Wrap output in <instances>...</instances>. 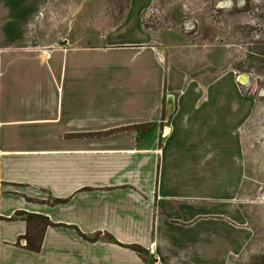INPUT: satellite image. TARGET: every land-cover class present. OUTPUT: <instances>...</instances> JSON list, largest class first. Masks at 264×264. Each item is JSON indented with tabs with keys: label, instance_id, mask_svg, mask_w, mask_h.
Wrapping results in <instances>:
<instances>
[{
	"label": "crops",
	"instance_id": "1",
	"mask_svg": "<svg viewBox=\"0 0 264 264\" xmlns=\"http://www.w3.org/2000/svg\"><path fill=\"white\" fill-rule=\"evenodd\" d=\"M119 1L127 25L92 37L88 0H0V264H231L244 242L234 239L249 221L244 187L264 167L251 103L235 81L205 86L166 66L140 27L151 0ZM59 6L78 15L62 32ZM90 69L100 85L134 73L143 108L75 117L66 85ZM148 123L167 126L113 131ZM28 215L51 224L40 252L27 249Z\"/></svg>",
	"mask_w": 264,
	"mask_h": 264
},
{
	"label": "rangeland",
	"instance_id": "2",
	"mask_svg": "<svg viewBox=\"0 0 264 264\" xmlns=\"http://www.w3.org/2000/svg\"><path fill=\"white\" fill-rule=\"evenodd\" d=\"M88 1L91 7L88 31L92 37L97 34L121 32L127 25L123 13L117 16V12L120 11L117 8L120 5L119 0ZM226 1H232L233 6L229 9H220L219 4ZM151 2L149 9L144 11L140 23L142 30L152 38V43L147 47L159 48L166 66L178 65L181 69L178 74L185 80L200 82L205 86L215 81H235L242 99L251 103L249 126L252 122L260 124L250 131L251 139L257 137L253 131H264V0H151ZM125 3L128 4V0ZM77 16L76 12L71 14L59 6L58 15L55 17L58 31H64L67 24L71 28ZM161 39H165V43L161 42ZM83 74L82 83L66 85L65 95L69 101V111L71 109L75 117H83L84 120H87L88 116L91 120L100 117L103 122L110 114L121 113L127 116L134 113L137 108H143V100L135 101L136 96L130 94L131 91L137 90L131 86V82L135 81L132 77L134 73L113 72L112 74L120 79L116 86L105 84L102 77L100 85L95 69L85 71ZM243 76L247 82L241 85L238 81ZM187 91L186 88L184 94H187ZM207 107L208 105L204 108ZM218 112L220 115L226 114L225 109ZM257 117L259 120H254ZM154 126L153 123L124 125L113 131H165L167 125L161 123L159 129H155ZM90 131L101 129L91 128ZM88 136L100 137L101 133H90ZM259 139L255 150L259 147L262 150L260 155L263 156L264 138ZM262 164L263 162L259 168L262 174L258 175L256 173L258 169L253 167L250 181L244 187L253 200H250L249 221L243 225H234V239L244 242L234 247L231 264H264ZM37 234L40 235L41 231L33 232L34 236ZM209 235V231L204 230L198 233L194 230L177 232L180 240L204 239L209 238Z\"/></svg>",
	"mask_w": 264,
	"mask_h": 264
},
{
	"label": "trees",
	"instance_id": "3",
	"mask_svg": "<svg viewBox=\"0 0 264 264\" xmlns=\"http://www.w3.org/2000/svg\"><path fill=\"white\" fill-rule=\"evenodd\" d=\"M26 221L28 223V232L24 239L27 241V249L32 252H40L45 229L51 224L46 218L37 215L26 216ZM39 231H41L40 235H33V232Z\"/></svg>",
	"mask_w": 264,
	"mask_h": 264
},
{
	"label": "bare ground",
	"instance_id": "4",
	"mask_svg": "<svg viewBox=\"0 0 264 264\" xmlns=\"http://www.w3.org/2000/svg\"><path fill=\"white\" fill-rule=\"evenodd\" d=\"M233 6V3H232V1H226V2H223V3H220L219 4V8L220 9H229V8H231ZM247 82V80H246V78L243 76V77H240V79H239V83H241V84H244V83H246Z\"/></svg>",
	"mask_w": 264,
	"mask_h": 264
},
{
	"label": "built area",
	"instance_id": "5",
	"mask_svg": "<svg viewBox=\"0 0 264 264\" xmlns=\"http://www.w3.org/2000/svg\"><path fill=\"white\" fill-rule=\"evenodd\" d=\"M149 14V13H148ZM165 136V135H164Z\"/></svg>",
	"mask_w": 264,
	"mask_h": 264
}]
</instances>
